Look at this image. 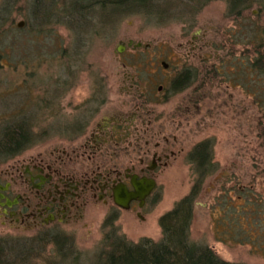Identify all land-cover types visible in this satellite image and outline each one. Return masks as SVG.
<instances>
[{"label":"rangeland","instance_id":"rangeland-1","mask_svg":"<svg viewBox=\"0 0 264 264\" xmlns=\"http://www.w3.org/2000/svg\"><path fill=\"white\" fill-rule=\"evenodd\" d=\"M30 2L0 0V126L30 116L35 134V143L19 155L0 161V172L14 170L24 159L71 157L73 149L79 157L81 151L67 143L73 134L61 135L56 127L70 119L75 121L80 113L86 118L93 115L90 120L99 113L98 122L102 117L116 115L122 119L135 113L130 135L112 150L116 155L102 152L104 161L90 165L103 162L102 168L115 163L122 166L127 158L137 159L142 149L152 151L157 143L174 154L152 173L156 187L141 212L142 218L134 210H119L88 197L75 217L55 228L37 230L28 224H6L0 217V238L6 240L4 254L15 244L27 251L25 259L12 264H52L57 260L52 243L55 238L72 246L80 264H92L108 231L105 221L112 218L129 241L142 237L158 240V218L190 190L192 174L187 161L191 149L201 141L211 144V157L219 170L206 180L196 200L191 240L208 245L230 262L264 264V258L253 254L248 246L215 241L208 209L224 176L236 175L247 181L254 173L253 163L264 166V145L257 137L258 120L264 121V116L254 88L247 83L245 60L252 50L246 46V28L264 25V6L251 5L242 13L240 24L227 16L224 0L195 1L198 11L193 8L182 18L180 0H174L173 8H164L161 25L141 15L122 19L111 16L109 26L107 19H101L97 25L107 27V36L94 38L91 43L84 30L75 33L74 26L57 22L50 14L36 30L31 26L34 19L28 15ZM20 21L24 24L18 28ZM91 23L96 26V20ZM130 40L141 46H126ZM122 43L125 48L117 52ZM75 65L81 71L73 76ZM184 70L193 76L192 83L176 94L169 93L173 79ZM159 86L163 88L158 92ZM95 87L105 93L104 97L90 98ZM89 108L92 111L86 114ZM148 120V145L144 147L143 138L137 139L142 134L136 130L143 133L146 124L142 122ZM54 150L58 152L52 154ZM117 155L122 161H115ZM79 165L80 161H70L66 168L80 170Z\"/></svg>","mask_w":264,"mask_h":264},{"label":"trees","instance_id":"trees-1","mask_svg":"<svg viewBox=\"0 0 264 264\" xmlns=\"http://www.w3.org/2000/svg\"><path fill=\"white\" fill-rule=\"evenodd\" d=\"M172 1L174 2V0H69L66 4L65 1L59 2V0H31L28 15L31 16V21L34 19L31 26L36 30L39 29L38 25L42 20L44 21L50 14L54 15L57 22L74 26L75 33L80 34L84 30L87 34V41L92 43L102 35L107 36V27L97 25L101 19H107L109 26L112 24L111 16L122 19L125 16L141 15L161 25L165 15L164 8L175 6ZM195 1L200 0H180L182 13L180 18L190 14L196 5ZM224 1L227 16L233 17L235 22L243 18L242 13L251 5L258 3L264 6V0ZM69 5L73 6L72 9ZM173 13L175 16L176 12ZM69 16H72V19H69ZM38 18L41 19L40 23ZM95 20L97 27L91 23ZM245 34L248 41L246 46L252 47L251 52L247 51L245 59L247 83L254 88L252 91L256 93V99L264 116V25L247 27ZM79 71L81 70L78 65L72 67L73 76ZM189 75V71H181L173 79L170 90L180 92L190 86L193 76ZM96 86L99 85L96 84ZM94 89L90 98L104 97L105 93L102 90L96 87ZM85 110H87L84 111L87 112L86 114L92 111L90 108ZM86 117L87 115L82 116L80 113L74 118L75 121H65L56 128L62 131L61 135L68 136V133L73 134L72 136L78 135L77 132L75 133L77 127L86 126L91 118ZM17 121L14 118L13 122L3 123L0 126V161L19 155L30 144L35 143L31 117L24 116ZM73 127L74 132H72ZM49 129L51 131V128ZM258 131L257 137L262 139V145H264L263 120H258ZM187 162L192 174V185L185 196L176 201L169 211L158 218L160 238L153 240L142 237L137 242L129 241L115 227L116 219H108L104 224V228L108 231L103 236L102 248L92 264H243L224 260L208 245L191 240L190 233L196 200L206 180L218 172L219 166L212 160L211 144L208 141L197 143L191 149ZM252 167L254 173L247 178V181H243L236 175L224 176L208 209L215 241L229 246H248L253 254L264 258V166L253 163ZM5 242L3 237L0 238V264L17 263L27 257V251L16 244L4 254L3 244ZM52 243L56 247L54 250L57 256V260L52 264H80V257L74 255L72 246H67L66 240L55 238ZM2 257L6 259L2 261ZM31 258L33 256L29 257L30 260ZM22 263L27 264V261Z\"/></svg>","mask_w":264,"mask_h":264},{"label":"flooded vegetation","instance_id":"flooded-vegetation-1","mask_svg":"<svg viewBox=\"0 0 264 264\" xmlns=\"http://www.w3.org/2000/svg\"><path fill=\"white\" fill-rule=\"evenodd\" d=\"M162 88L159 86L158 92ZM169 93L178 92L169 90ZM147 100L150 101L151 98L148 97ZM102 105L104 104L100 107ZM134 114L132 117L122 119L116 115L102 117L100 122L97 121L96 115L87 122L86 126L77 127L75 133L77 132L78 135L68 138L67 143L72 147L75 145L81 151L79 157H76V149H73L71 157L29 158L22 160L24 162L12 171H7L8 169L5 172L1 171L0 217L3 219L2 223L28 224L32 229L37 230L55 228L68 223L73 216L75 217L83 204L81 202L87 197L96 198L105 206L124 209L115 203V193L121 188H125L127 192H133V180H155L152 173L162 163L166 164L170 154H174L173 151L161 149L160 144L157 143L152 151L149 148L142 149L137 159L129 157L122 166L115 163L102 168L105 167L103 162L94 166L90 165L89 163L94 164V161H104L102 156L106 155V152H110L111 156L116 155L112 150L114 147L117 149L120 142H125L130 135V128L134 125ZM150 121L142 122L143 125L146 124L142 126L146 130L142 131L143 128L140 127L143 133H139V129L135 128L139 135L142 134L137 139L143 138L144 147L148 145L145 141V133ZM125 150L129 151L127 148ZM54 152L58 150H54L52 154ZM61 152L66 154L65 150ZM118 156L115 161H122V158ZM70 161H80V170L67 169ZM154 189L142 201L139 198L129 200L127 209L124 210H134L136 216L142 218L141 212L152 198Z\"/></svg>","mask_w":264,"mask_h":264},{"label":"water","instance_id":"water-1","mask_svg":"<svg viewBox=\"0 0 264 264\" xmlns=\"http://www.w3.org/2000/svg\"><path fill=\"white\" fill-rule=\"evenodd\" d=\"M23 22L20 21L17 23V27L21 28L23 26ZM127 46H133L134 48L140 47L141 43H133L132 40L128 41L126 43ZM121 48L117 47L116 51L117 52H122L123 49L125 48V44H121ZM161 65L164 68H167V64L165 62H161ZM132 186L134 188L133 192H127L125 188L119 189L115 195V203L118 204L119 206L123 207L124 209H127L128 206V201L131 199L139 198L141 201L150 194V192L155 188L156 182L153 179H142L140 181H132Z\"/></svg>","mask_w":264,"mask_h":264}]
</instances>
